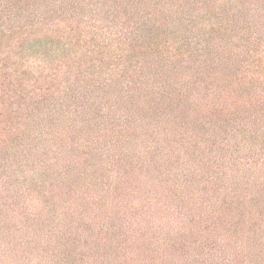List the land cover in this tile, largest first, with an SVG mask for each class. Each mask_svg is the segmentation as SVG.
<instances>
[{"label":"trees","instance_id":"1","mask_svg":"<svg viewBox=\"0 0 264 264\" xmlns=\"http://www.w3.org/2000/svg\"><path fill=\"white\" fill-rule=\"evenodd\" d=\"M0 264H264V0H0Z\"/></svg>","mask_w":264,"mask_h":264}]
</instances>
